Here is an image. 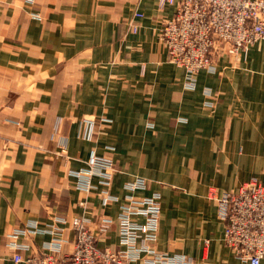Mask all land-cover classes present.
<instances>
[{"label":"crops","instance_id":"obj_1","mask_svg":"<svg viewBox=\"0 0 264 264\" xmlns=\"http://www.w3.org/2000/svg\"><path fill=\"white\" fill-rule=\"evenodd\" d=\"M174 13L157 0H0V264H26L14 262L6 236L28 222L115 220L137 178L147 188L136 197H162L158 251L243 264L209 194L253 178L264 184V40L246 60L224 57L215 73L199 72L189 90L159 42ZM95 156L114 162L118 203L104 206L68 176ZM62 227L73 241L75 231ZM118 243L115 222L98 245Z\"/></svg>","mask_w":264,"mask_h":264},{"label":"built area","instance_id":"obj_2","mask_svg":"<svg viewBox=\"0 0 264 264\" xmlns=\"http://www.w3.org/2000/svg\"><path fill=\"white\" fill-rule=\"evenodd\" d=\"M158 6L175 7L174 17L163 23L159 42L171 62L186 72V87L196 88L199 72L215 73L224 57L248 59L251 48L264 40V0H157ZM136 11L134 19L143 18ZM130 26L137 33L136 21ZM211 91H206V107H214ZM108 121V120H103ZM114 162L95 156L80 170H70L77 189L84 194L98 193L104 206L118 203L110 193L114 178ZM98 179L97 185L93 183ZM99 187L103 190L99 193ZM147 181L137 178L125 185L128 194L114 220L100 216L92 220L85 215L70 222L54 218L41 226L31 221L7 234V247L14 252L15 263L26 264H195L183 255H171L156 249L161 218V195L138 198L134 194L146 190ZM210 199L218 205V216L224 224V242L243 264L264 262V184L253 178L230 192L211 190ZM80 206L90 209L87 200ZM118 224L119 249L100 248L99 239ZM70 226L73 241L65 237ZM39 235L50 236L40 248L35 245ZM208 243V242H206ZM70 246L68 252L64 248ZM21 252H27L25 260Z\"/></svg>","mask_w":264,"mask_h":264}]
</instances>
